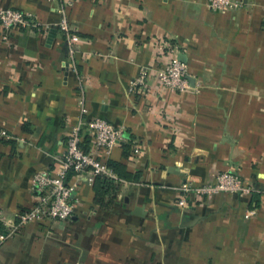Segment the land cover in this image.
Masks as SVG:
<instances>
[{
    "label": "crops",
    "instance_id": "1",
    "mask_svg": "<svg viewBox=\"0 0 264 264\" xmlns=\"http://www.w3.org/2000/svg\"><path fill=\"white\" fill-rule=\"evenodd\" d=\"M239 1L216 11L207 0H0L50 24L0 39L6 220L33 205L35 172L57 171L81 97L90 116L125 130L109 156L125 175L112 205L69 176L78 183L72 219L24 225L0 243V264H264V0ZM61 6L79 35L77 73L54 26ZM161 40L188 64L192 88L159 85ZM144 66L150 90L140 92L132 87ZM82 144L91 147L89 133ZM215 170L235 171L252 192L182 209L174 187Z\"/></svg>",
    "mask_w": 264,
    "mask_h": 264
},
{
    "label": "built area",
    "instance_id": "2",
    "mask_svg": "<svg viewBox=\"0 0 264 264\" xmlns=\"http://www.w3.org/2000/svg\"><path fill=\"white\" fill-rule=\"evenodd\" d=\"M206 5L216 11L235 10L241 5V2L239 0H207ZM59 12V19L54 26L65 35L69 66L77 73L75 53L79 35L68 21L63 6L59 8ZM49 26V23L42 22L32 13L17 8L0 7V39L3 41L9 40L15 29L30 28L41 32L48 29ZM156 49L161 65L153 72V75L159 85L171 91L180 92L192 88L189 81L188 64L179 59L175 50L167 46L163 40L157 43ZM149 78V67H142L132 88L140 92L150 90L148 89ZM79 104L80 117L66 136L65 150L60 158V166L57 171L53 173L50 169H41L35 172L32 177V189L35 193L33 205L18 213L17 219L11 222L6 220L3 210L0 208V221L6 228L4 233H0V243L15 235L21 227L32 221L48 220L54 223L72 219L77 206V199H73V194L78 183L70 182L69 172L72 173L71 178L83 177L89 184H93L98 175L109 177L116 183L124 182V179L119 177L107 164L112 148L125 139L124 127L114 125L100 116H90L83 97ZM86 132L91 138L89 149H85L82 144ZM0 136L10 137L4 130H0ZM138 150L139 148L136 146L134 152H138ZM174 188L178 192L177 204L182 209H186L190 203L204 201L220 192L249 195L253 190V185L244 181L235 171L215 170L205 181L195 183L193 180L187 179ZM253 213L254 211H250L246 217Z\"/></svg>",
    "mask_w": 264,
    "mask_h": 264
},
{
    "label": "trees",
    "instance_id": "3",
    "mask_svg": "<svg viewBox=\"0 0 264 264\" xmlns=\"http://www.w3.org/2000/svg\"><path fill=\"white\" fill-rule=\"evenodd\" d=\"M107 164L116 172V174L125 179L124 173L120 170V165L108 159ZM69 172L68 177L71 176ZM94 191L96 194V201L102 206H111L114 202V197L117 189V183L111 178L98 175L93 182ZM5 226L0 222V229L3 230Z\"/></svg>",
    "mask_w": 264,
    "mask_h": 264
}]
</instances>
